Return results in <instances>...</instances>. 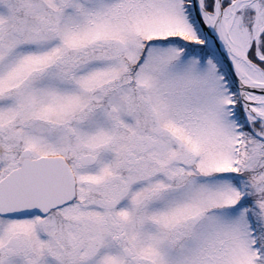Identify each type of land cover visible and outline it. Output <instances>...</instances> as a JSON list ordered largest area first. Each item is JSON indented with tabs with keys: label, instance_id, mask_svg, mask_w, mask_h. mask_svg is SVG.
<instances>
[{
	"label": "snow or ice",
	"instance_id": "obj_1",
	"mask_svg": "<svg viewBox=\"0 0 264 264\" xmlns=\"http://www.w3.org/2000/svg\"><path fill=\"white\" fill-rule=\"evenodd\" d=\"M0 264H264V0H0Z\"/></svg>",
	"mask_w": 264,
	"mask_h": 264
}]
</instances>
